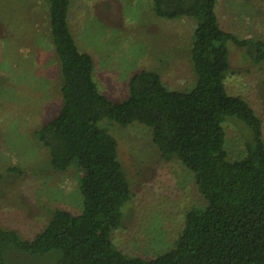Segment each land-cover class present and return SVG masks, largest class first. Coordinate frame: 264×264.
<instances>
[{
  "label": "trees",
  "instance_id": "16d2710c",
  "mask_svg": "<svg viewBox=\"0 0 264 264\" xmlns=\"http://www.w3.org/2000/svg\"><path fill=\"white\" fill-rule=\"evenodd\" d=\"M58 61L60 106L34 135L55 171L76 167L81 210L53 208L32 238L0 227V264L9 253L56 254L53 264H264V138L262 121L249 102L230 94V46L254 63L264 57L261 40L239 38L219 26L216 0H151L155 16L196 22L189 59L194 82L171 89L156 70L141 69L128 80V96L112 100L93 76V59L69 27L70 0H44ZM101 121L147 126L160 157L188 168L203 206L184 214V225L168 250L152 258L118 249L113 231L132 199L118 157V140ZM245 129V154L230 160L224 124ZM20 171L8 167L7 173ZM4 175L0 173V181Z\"/></svg>",
  "mask_w": 264,
  "mask_h": 264
},
{
  "label": "rangeland",
  "instance_id": "374dc122",
  "mask_svg": "<svg viewBox=\"0 0 264 264\" xmlns=\"http://www.w3.org/2000/svg\"><path fill=\"white\" fill-rule=\"evenodd\" d=\"M219 26L239 38L264 43V0H216ZM69 27L78 47L93 59L99 90L112 100L128 96V80L141 69L156 70L171 89H189V59L196 22L155 16L151 0H70ZM227 91L243 96L262 121L264 138V57L251 61L230 46ZM58 61L44 0H0V227L32 238L53 208L81 210L77 169L53 170L34 131L60 106ZM118 140V157L131 185L132 199L115 246L130 256L152 258L178 238L184 214L203 206L192 172L178 160H163L147 126L101 121ZM230 160L245 154V129L224 124ZM20 171L7 173L8 167ZM57 255L9 253L6 264H53Z\"/></svg>",
  "mask_w": 264,
  "mask_h": 264
}]
</instances>
